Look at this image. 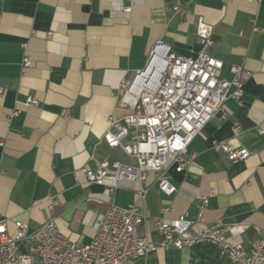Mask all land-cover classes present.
I'll return each mask as SVG.
<instances>
[{"label":"crops","instance_id":"1","mask_svg":"<svg viewBox=\"0 0 264 264\" xmlns=\"http://www.w3.org/2000/svg\"><path fill=\"white\" fill-rule=\"evenodd\" d=\"M200 19L214 27L212 54L224 63L222 77L232 79V65L251 73L241 100L225 102L222 117L193 139V165L166 173L176 188L172 195L152 173L136 185L147 190L144 200L135 191L110 194L86 184L80 171L95 170L94 158L132 162L101 141L110 116L131 113L121 105L122 83L145 69L157 42L197 58ZM25 57L32 61L28 68ZM0 90V221L11 235L17 220L30 232L43 225L50 195L57 225L75 246L92 241L95 222L110 204H137L145 216L139 235L159 241L154 220L195 221L202 196L208 198L203 226L241 228V235L226 238L245 246L264 235V0H0ZM29 97L38 105L26 104ZM214 142L250 155L228 161ZM128 264L231 262L214 244L202 243L159 248Z\"/></svg>","mask_w":264,"mask_h":264},{"label":"built area","instance_id":"2","mask_svg":"<svg viewBox=\"0 0 264 264\" xmlns=\"http://www.w3.org/2000/svg\"><path fill=\"white\" fill-rule=\"evenodd\" d=\"M129 14L131 7H121ZM254 27L253 32H258ZM214 27L200 19L196 37L200 47L197 58H186L157 42L149 52L144 70L122 83L121 105L131 113L116 118L110 116L108 129L101 141L111 149H120L132 162L104 158L93 159L96 169L88 167L80 172L88 185L107 188L110 194L118 190L135 191L144 200L147 190H136L146 181L147 174L155 175L162 192L172 195L176 188L166 178L174 169L186 171L195 161L189 153L193 139L217 116L225 102L240 101L245 82L251 73L241 65H232V79L222 77L224 63L213 54ZM52 34L48 33L47 38ZM25 68L32 65L30 58L23 60ZM4 92L0 90V98ZM29 97L26 104L38 105ZM14 112L12 116H16ZM234 128V133L240 131ZM213 149L226 155L228 161L248 159L246 150H231L224 142H214ZM200 212L195 221L180 218L173 221L155 219L161 237L152 241L139 235L145 216L137 204L121 208L110 204L108 210L95 222V236L83 246L73 245L60 231L55 215V198L48 196L49 218L36 231L15 221L17 230L11 235L6 221H0V264H128L134 258L145 257L157 249H181L202 243L218 247L231 264H264V235L249 242L231 243L227 233L241 235L242 229L222 223L203 226L207 196L199 198ZM167 208L163 211L167 212Z\"/></svg>","mask_w":264,"mask_h":264},{"label":"water","instance_id":"3","mask_svg":"<svg viewBox=\"0 0 264 264\" xmlns=\"http://www.w3.org/2000/svg\"><path fill=\"white\" fill-rule=\"evenodd\" d=\"M217 118H221L222 117V112L221 111H219L218 113H217V116H216Z\"/></svg>","mask_w":264,"mask_h":264}]
</instances>
